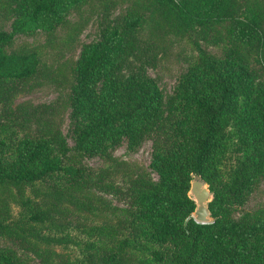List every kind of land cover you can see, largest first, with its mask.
<instances>
[{
  "label": "trees",
  "instance_id": "16d2710c",
  "mask_svg": "<svg viewBox=\"0 0 264 264\" xmlns=\"http://www.w3.org/2000/svg\"><path fill=\"white\" fill-rule=\"evenodd\" d=\"M87 1L0 0L1 15L17 14L12 32L0 30V148L8 152V137L18 139L14 157L0 158V199L6 185H28L31 195H18L25 222L44 223L63 202L101 219L95 231L119 239L105 264H151L130 251L125 231L132 229L148 242L171 244L178 264H264V207L241 211L264 178V0H126L137 10L82 45L72 73H61L46 47L66 16ZM88 21L71 29L70 43ZM33 28L48 32V42L7 50L16 32ZM174 36L188 37L195 53L174 93L165 96L149 69ZM57 78L70 90L74 114L90 121L78 130L74 148L58 121L64 102L15 104L31 82ZM229 129L239 154L220 180ZM124 137L133 145L152 141L150 166L158 180L107 152ZM84 154L105 156L109 164L93 168ZM195 176L213 192L211 223L192 217ZM16 226L0 222V234L20 239ZM153 257L166 258L160 252ZM0 264L21 261L0 247Z\"/></svg>",
  "mask_w": 264,
  "mask_h": 264
},
{
  "label": "rangeland",
  "instance_id": "374dc122",
  "mask_svg": "<svg viewBox=\"0 0 264 264\" xmlns=\"http://www.w3.org/2000/svg\"><path fill=\"white\" fill-rule=\"evenodd\" d=\"M140 3L146 0H139ZM115 3V4H114ZM108 6L109 8H107ZM137 10L132 1L126 0H88L81 8L72 10L67 16L64 25L56 32L55 41L47 48L48 58L52 64L58 65L61 73H72L74 64L79 58L82 45L101 38V32L116 22L122 21L128 13ZM16 13L8 15L0 14V30L12 32L14 29ZM89 18L83 31L76 42L67 40L71 29L81 20ZM48 32L42 28H33L25 32H16L13 40L7 46L8 51L26 49L28 47L47 43ZM208 51L221 55L222 49L216 46L202 43ZM163 50L159 54L156 66L149 69L150 75L155 78L165 96L174 93L182 74L187 71V59L194 52V45L188 37H172L163 44ZM256 63V61H255ZM257 64V63H256ZM61 79L60 77H58ZM57 79L37 80L31 82L28 89L20 93L15 104L31 102L33 104L50 103L54 101L64 102L62 113L58 116L60 129L68 145L74 148L76 135L80 128L90 125V121H84L74 114L68 104L70 90L61 85ZM228 135L227 159L221 169V178L227 177L228 170L236 160L237 136L233 130L226 132ZM9 151L3 152L0 148V158L9 161L14 157V144L8 137ZM107 152L118 160L135 162L145 167L151 176L158 180V175L151 168L152 141L143 140L133 145L128 138H123L119 143L110 145ZM82 161L93 168L100 169L108 166L105 156L82 155ZM57 178L50 181L52 184ZM209 187V185H208ZM40 188V185L36 186ZM20 190L31 195V187L26 185L19 188L14 185L5 186L4 196L0 199V222L13 224L20 230V239L10 235L0 234V247H9L16 252L21 264H105L110 251L118 242L117 237H102L96 231V225L103 224L101 219L95 218L84 210H77L75 205L63 202L60 211L53 210L42 224L25 222V217L18 204ZM211 191V190H210ZM213 193V192H212ZM113 204H117L113 201ZM264 207V178L253 188L247 197L241 211H254ZM126 238L131 241L130 251L138 256L150 260L151 264H178L175 258L176 250L168 243H153L144 239L140 229L126 230ZM153 252L165 255L163 262L154 260Z\"/></svg>",
  "mask_w": 264,
  "mask_h": 264
},
{
  "label": "water",
  "instance_id": "95a60500",
  "mask_svg": "<svg viewBox=\"0 0 264 264\" xmlns=\"http://www.w3.org/2000/svg\"><path fill=\"white\" fill-rule=\"evenodd\" d=\"M189 195L196 203L195 211L192 214L193 219L201 224L211 223L213 218L208 205L214 196L206 181L200 176H195L191 181Z\"/></svg>",
  "mask_w": 264,
  "mask_h": 264
},
{
  "label": "built area",
  "instance_id": "2783aa9c",
  "mask_svg": "<svg viewBox=\"0 0 264 264\" xmlns=\"http://www.w3.org/2000/svg\"><path fill=\"white\" fill-rule=\"evenodd\" d=\"M172 1H174V2H176V3H179V2H181V0H172Z\"/></svg>",
  "mask_w": 264,
  "mask_h": 264
}]
</instances>
